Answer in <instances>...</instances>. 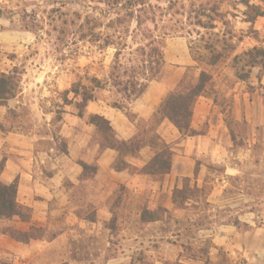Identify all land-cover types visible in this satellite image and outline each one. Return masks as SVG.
<instances>
[{
  "label": "rangeland",
  "instance_id": "374dc122",
  "mask_svg": "<svg viewBox=\"0 0 264 264\" xmlns=\"http://www.w3.org/2000/svg\"><path fill=\"white\" fill-rule=\"evenodd\" d=\"M174 2L177 3L174 11L183 14L178 18L183 20L187 31L194 30L188 24L194 8L199 9L202 5L208 10L220 7V12L226 16L225 21L215 22V32L222 35L226 31L230 47L228 53L221 49L223 56L215 67L204 63L210 58L204 43L200 42L201 36L207 34L204 29H200V35L195 29L189 37L182 34L167 37L163 53L165 56L168 42L178 38L186 41L195 64L185 71V84H195L203 71L213 77L211 90L217 99V108L208 118L203 132L210 123L215 125L221 118L227 130L219 142L208 146L206 155L198 161L199 175L191 179V186L197 183L199 188L206 190L196 194L186 210H174L171 205L173 191L168 190L155 194L152 204L146 202L145 208L154 212L164 207L171 213L157 215L162 219L155 223H142L144 200L135 204L130 203L128 197L124 205L121 203L115 208L117 221L110 224L114 236L104 238L105 246L110 244V247H105L104 256L94 252L90 264H108L110 259L115 260L113 264H163L177 259L184 264H264V255L258 256L255 252L245 255L225 246L218 247L213 241L226 235L223 230L236 228L241 233L259 231L258 239L254 234L251 240L252 246H262L264 242V127L236 120L230 106L233 100L230 94L236 87H243L252 98L264 103V67L252 69L247 81L238 80L233 69L235 56L256 46L264 48V15L254 23L247 21L250 13L247 6H258L264 12V0ZM148 5L159 14V9L169 7L166 0H148ZM55 8L61 9L64 19H70L75 13L82 14L81 22L86 14L108 10L98 0H0V72L18 69L21 87L20 94L9 101L12 107L8 106L9 102L0 105L7 109L2 126L7 131L33 137L36 150L43 157L49 152L43 142L66 136L64 122L81 113L77 104L82 96H75L74 87L92 88L94 78L105 83L116 54L114 46L98 48L110 33L106 26L115 16L102 19L103 25L97 32L104 36L98 43H93L92 39L82 40L74 35L71 28L64 36L59 27L51 25L49 16ZM136 26L134 20L127 25L129 30L124 39L126 47L121 60L128 68L137 66L141 59L136 53L141 41L133 36ZM163 26L166 23L159 24L157 32H161ZM147 27L155 30L156 26L148 23ZM207 39L208 35L205 41ZM170 71L165 63L161 77ZM94 96L92 102L108 107L122 97L110 88L96 90ZM87 107L82 110L86 122L90 116ZM59 111H62V120L54 123ZM171 144L174 146L175 143ZM52 154L54 151H51L50 163L56 161L62 165L61 157L53 158ZM178 183L183 187L184 179Z\"/></svg>",
  "mask_w": 264,
  "mask_h": 264
},
{
  "label": "crops",
  "instance_id": "0c3cea01",
  "mask_svg": "<svg viewBox=\"0 0 264 264\" xmlns=\"http://www.w3.org/2000/svg\"><path fill=\"white\" fill-rule=\"evenodd\" d=\"M164 57L170 73L151 83L128 110L91 102L87 107L88 114L107 119L118 140L129 142L136 138L142 127H150L158 108L178 88L187 68L195 64L183 38L168 42ZM230 95L236 120L264 127L262 100L252 98L243 87H236ZM11 105L9 102L8 106ZM215 108L213 96L204 95L198 99L191 122V129L197 133L194 136L182 137L168 120L159 125L156 133L174 150L171 172L164 176L143 173L156 154L151 146L142 148L134 157H127L129 167L117 171L114 164L119 153L102 149L95 140L96 128L84 118L70 116L64 122L67 135L63 137L68 141V154L61 156L62 165L56 161L50 163L54 150H50L47 157L41 156L33 137L0 130V166L4 165L0 180L5 185L17 181V203L31 210L29 221L20 217L0 220V264H90L94 252L104 256L105 247H110V244L105 246L104 238L114 236L110 224L116 218V206L124 205L129 197L130 203L144 200L143 210H148L146 202L152 204L155 194L181 188L180 179L198 178V161L206 155L208 146L219 142L227 130L221 118L215 125L209 120L210 126L203 132ZM6 111L0 107V122ZM171 143H175L174 146ZM84 165H93L96 170L86 172ZM6 228L25 233L32 228L43 229L44 235L22 242L4 234ZM223 231L226 235L213 240L218 247L225 246L245 255L254 252L258 256L264 255V242L262 246L251 244L254 234L258 239L259 231L241 233L236 228ZM114 261L110 259L108 264Z\"/></svg>",
  "mask_w": 264,
  "mask_h": 264
},
{
  "label": "trees",
  "instance_id": "16d2710c",
  "mask_svg": "<svg viewBox=\"0 0 264 264\" xmlns=\"http://www.w3.org/2000/svg\"><path fill=\"white\" fill-rule=\"evenodd\" d=\"M169 7L160 10V14L151 10L148 5V0H98L104 3L108 10L101 13L86 14L84 21L81 22L83 15L75 13L70 16V19L63 18L60 8H55L50 13V23L56 28H60V33L66 35L72 29L74 35H78L82 40L92 39L93 43H98L104 36L98 33L97 30L103 25L102 19L115 16L106 28L110 33L106 34L104 44L98 46L99 49H106L114 46L116 54L105 83L94 78L92 80V88L78 86L74 87L75 96H82L81 102L77 104L80 109H84L88 104L95 100L94 91L103 89H112L119 95L121 99L115 101L112 108L126 111L136 99L141 97L148 89L151 83L158 81L161 77V72L165 66L164 59V42L167 37L173 35H192L195 29L200 35V29L207 31V34L201 36L200 42L204 43V49L209 53L210 58L204 62L208 67H215L223 56L221 49L228 53V33L225 31L222 35L216 33L217 26L215 22L219 19L225 21V14L220 12V7H213L208 10L207 6L202 5L199 9L194 8L190 15L189 25L194 27V30L188 29L183 20L178 18L180 11L175 12L177 5L174 0H166ZM65 6V4H64ZM194 7V5H192ZM250 11L247 21L254 23L258 17L264 15V12L258 6H247ZM60 14L59 16H57ZM69 16V15H68ZM136 22L137 26L133 31L134 39L141 41V46L136 53L141 57L137 66L128 68L121 60V55L125 50L126 44L124 39L128 34L127 25L130 22ZM148 23L154 24L155 30L147 27ZM165 24L161 32H157L159 24ZM67 27V28H66ZM196 31V30H195ZM208 39L205 41V36ZM256 67H264V48L254 47L241 55H237L233 59V69L237 72V79L247 81L250 77V71ZM213 77L211 74L203 71L199 80L190 86L185 84L186 79H183L178 88L171 92L162 105L158 108L147 129L145 126L141 128L140 134L129 142L118 140L116 133L112 128L110 122L100 115H90L88 123L96 128L95 140L99 143L102 149H113L119 153V157L114 164L117 171L124 170L129 167L126 162L127 157H134L138 152L146 147L151 146L156 154L154 158L143 169V173L151 176H164L171 172L172 160L174 156L173 147L164 142L156 133L159 125L168 120L180 132L182 137L194 136L197 133L191 129V122L193 117L194 107L201 96H212ZM211 86H210V85ZM210 87V88H209ZM21 92L20 87V73L18 69H14L8 73L0 72V105L5 106L10 100L15 99ZM217 104V99H215ZM231 109L233 108V100L230 101ZM80 118L84 117L82 112ZM58 112V118L54 121L60 122L62 120ZM231 117V116H229ZM234 121L231 119L230 124ZM227 123V119H226ZM0 122V130L10 132L4 129ZM53 141L48 140L43 142L47 145V150H54V156L61 157L68 154V141L62 136L52 138ZM55 146V147H53ZM4 165L0 166V173ZM86 172L95 171V166L84 165ZM198 168L196 170V176ZM18 182L11 185H5L0 180V220L9 221L15 217H20L23 221H29L31 218V210L22 207L17 203ZM206 189L199 188L197 183L191 186V179L185 178L184 185L181 188L176 187L173 191V205L174 210H186L187 205L198 193H203ZM117 207V206H116ZM171 213L164 207H160L154 212L143 210L141 214L142 223H155L162 218H158L159 214ZM116 219V218H115ZM115 219L113 223H115ZM3 233L10 237L22 241L29 242L31 239L41 238L44 235L43 229L32 228L28 233L20 232L12 228L3 229ZM204 254V252H200ZM191 257H195L192 255ZM163 264H184L180 259L176 261H166Z\"/></svg>",
  "mask_w": 264,
  "mask_h": 264
}]
</instances>
